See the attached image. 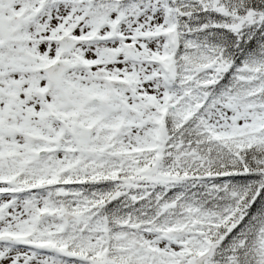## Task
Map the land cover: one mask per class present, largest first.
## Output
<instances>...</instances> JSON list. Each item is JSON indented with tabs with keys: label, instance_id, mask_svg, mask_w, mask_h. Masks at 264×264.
Returning a JSON list of instances; mask_svg holds the SVG:
<instances>
[{
	"label": "snow or ice",
	"instance_id": "1",
	"mask_svg": "<svg viewBox=\"0 0 264 264\" xmlns=\"http://www.w3.org/2000/svg\"><path fill=\"white\" fill-rule=\"evenodd\" d=\"M0 264H264V0H0Z\"/></svg>",
	"mask_w": 264,
	"mask_h": 264
}]
</instances>
